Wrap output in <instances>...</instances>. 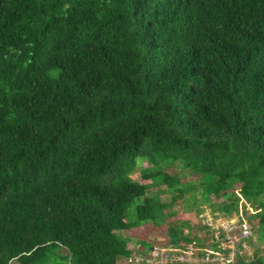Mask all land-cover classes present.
Segmentation results:
<instances>
[{
  "label": "trees",
  "instance_id": "obj_1",
  "mask_svg": "<svg viewBox=\"0 0 264 264\" xmlns=\"http://www.w3.org/2000/svg\"><path fill=\"white\" fill-rule=\"evenodd\" d=\"M179 205L255 216L228 264H264V0H0V264L203 250Z\"/></svg>",
  "mask_w": 264,
  "mask_h": 264
},
{
  "label": "built area",
  "instance_id": "obj_2",
  "mask_svg": "<svg viewBox=\"0 0 264 264\" xmlns=\"http://www.w3.org/2000/svg\"><path fill=\"white\" fill-rule=\"evenodd\" d=\"M201 213L199 217L207 225L210 234L208 245L203 250L194 243L178 246L154 245L148 254H136L133 260L138 264H228L233 263L237 253L248 249L247 242L253 229L249 221L215 218Z\"/></svg>",
  "mask_w": 264,
  "mask_h": 264
},
{
  "label": "rangeland",
  "instance_id": "obj_3",
  "mask_svg": "<svg viewBox=\"0 0 264 264\" xmlns=\"http://www.w3.org/2000/svg\"><path fill=\"white\" fill-rule=\"evenodd\" d=\"M144 165H146V163H143ZM167 171L171 172V173H177L180 172V169L176 166V167H171L168 168ZM183 176L181 177L182 182H187V183H191L194 179L197 178V175H193L191 173L187 174L182 172ZM185 174V175H184ZM135 178H140V173L139 170H137V172L134 174ZM168 195H163L162 198H165ZM182 205H179L177 207V211H178V215L174 218V219H182V220H186L189 219L191 221V223L195 226L194 229V233L197 234H201L203 232V229L200 228V225L202 224L201 218L197 217L195 212H187L189 211V209H184L182 208ZM205 213L207 214H212L215 218H220V217H224V215H222L220 212H217L215 214H213L211 208L209 205L205 206ZM184 209V210H183ZM206 214V215H207ZM225 218V217H224ZM231 219H237V216L233 213L230 216ZM247 221H249V223L252 226L253 229V233H252V238H251V242L250 240L247 242V246L248 249L247 251L249 253H253L255 249L263 246L261 240L258 237V231L256 230L257 228V218L255 216L249 217L247 218ZM166 230V226H161V227H157L154 226L153 224H144L141 227L135 228L130 230L129 232L125 231V234H130V236L132 237V239H147V240H151V241H163L164 238L162 237L163 235V231ZM207 243H211V242H207ZM210 246V245H208ZM139 248V246H138ZM126 263L123 259H120L118 261V264H124ZM13 264H19L16 260L13 261Z\"/></svg>",
  "mask_w": 264,
  "mask_h": 264
},
{
  "label": "clouds",
  "instance_id": "obj_4",
  "mask_svg": "<svg viewBox=\"0 0 264 264\" xmlns=\"http://www.w3.org/2000/svg\"><path fill=\"white\" fill-rule=\"evenodd\" d=\"M201 221H202V220H201ZM157 244H159V245H163V244H160V243H154L152 246L157 245ZM138 246H139V248H138ZM152 246H149L148 249H145V250H147V252H144V250L141 251V249H140V245H137V246L132 245L131 248H132L133 251H135L134 255L132 256V261H133V263L138 264V263H136V262L133 260V257H134L136 254H148V253H149V250H150V248H151ZM164 246H165V245H164Z\"/></svg>",
  "mask_w": 264,
  "mask_h": 264
},
{
  "label": "bare ground",
  "instance_id": "obj_5",
  "mask_svg": "<svg viewBox=\"0 0 264 264\" xmlns=\"http://www.w3.org/2000/svg\"><path fill=\"white\" fill-rule=\"evenodd\" d=\"M230 207V206H229ZM225 211V210H224Z\"/></svg>",
  "mask_w": 264,
  "mask_h": 264
}]
</instances>
